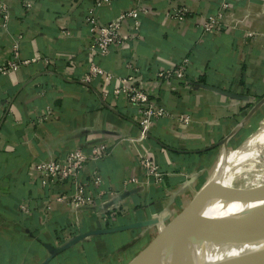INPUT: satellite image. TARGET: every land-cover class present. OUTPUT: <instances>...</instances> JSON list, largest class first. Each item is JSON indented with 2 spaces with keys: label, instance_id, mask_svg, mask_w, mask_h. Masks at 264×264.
Returning a JSON list of instances; mask_svg holds the SVG:
<instances>
[{
  "label": "crops",
  "instance_id": "crops-1",
  "mask_svg": "<svg viewBox=\"0 0 264 264\" xmlns=\"http://www.w3.org/2000/svg\"><path fill=\"white\" fill-rule=\"evenodd\" d=\"M3 2L0 64L18 66L0 72V264H126L149 242L151 227L159 232L160 221L184 204L193 180L208 175L223 140L264 96V0ZM136 4V21L122 19L119 40L93 57L87 15L108 23ZM180 7L182 19L174 15ZM212 17L218 22L207 27ZM92 64L110 79L84 82ZM178 67L181 79L157 76ZM130 76L164 110L143 138L138 107L115 92L119 78ZM98 147L106 152L83 173L102 181L85 186L89 200L77 209L67 201L72 181L43 186L30 169L75 148L91 157ZM128 224L136 226L90 235L55 255L45 248Z\"/></svg>",
  "mask_w": 264,
  "mask_h": 264
},
{
  "label": "built area",
  "instance_id": "built-area-1",
  "mask_svg": "<svg viewBox=\"0 0 264 264\" xmlns=\"http://www.w3.org/2000/svg\"><path fill=\"white\" fill-rule=\"evenodd\" d=\"M110 2V0H107ZM104 0H95L96 6H101ZM27 6H30L27 3ZM227 4L224 3L223 7ZM140 6H136L128 11H122L118 13V16L110 20L108 23H100L92 13L87 15L86 22L88 30L91 33L92 40L88 47L91 55L99 56L105 55L109 52L110 48L119 40L118 29L122 19L125 17L133 18L135 21L138 18ZM186 9L180 7L174 11L175 17L182 19L185 15ZM8 17L7 5L0 0V19H6ZM218 18L212 17L206 24L207 27H213L217 24ZM16 62H9L0 64V72H5L10 68L17 67ZM105 75L107 79H110V74L106 73L102 68L97 65H91L89 72L83 76V81H90L92 76ZM158 77L165 78H176L181 79L184 76V72L181 67L175 69H164L157 74ZM121 86L116 89L115 92H120L126 96V98L138 107V111L141 113V124H140V137L143 138L147 135L151 123L161 117L164 114L162 108H154L150 103L148 95L145 91L132 85V77L119 78ZM106 152L104 147H98L93 149V155L88 157L82 149L75 148L66 152L63 157L52 161H40L33 164L30 169L36 171L39 174V183L43 186L48 183L58 182L63 185L66 181L70 180L73 182L74 189L68 197V203L74 209H77L83 205L89 199L84 197V189L88 183L95 185L100 184L102 179L99 175L88 170L87 173H83V170L87 166L91 159L98 158L100 154ZM145 164L151 171L156 168L149 160H144ZM89 180V181H87Z\"/></svg>",
  "mask_w": 264,
  "mask_h": 264
},
{
  "label": "bare ground",
  "instance_id": "bare-ground-1",
  "mask_svg": "<svg viewBox=\"0 0 264 264\" xmlns=\"http://www.w3.org/2000/svg\"><path fill=\"white\" fill-rule=\"evenodd\" d=\"M249 125L250 124H248V126ZM248 126L245 129L247 134L244 143L239 145L238 151L229 152L228 155H226L228 157L225 156L223 164L227 166L226 169H219L215 175L216 177L210 182L209 189H211V191L220 189V196L207 199L204 208L200 209L197 213L203 212L215 216L238 213L243 203L235 202L230 205L226 204L233 200V197H231L232 190L230 189V183L234 179L242 178L243 171L258 173L255 175L258 182L256 185L248 186V188L246 187V192L255 189L257 186H264V113L261 114L260 119L253 128ZM234 171H238L239 173L235 174ZM218 178H221L220 181ZM243 193L244 192L240 195H243ZM215 198L220 199V204H223L221 207L218 205ZM245 206L250 208L249 204ZM207 235L208 234H202L200 236L203 242L197 246L191 256L186 258L170 256L176 258L173 261L169 260V258L165 260L164 263L248 264L254 260L264 258V215L253 222L245 221L231 228L218 239L220 243H217L220 245L217 247L212 248V244L215 240L212 235ZM191 243L193 242H186L176 254L188 251V245Z\"/></svg>",
  "mask_w": 264,
  "mask_h": 264
},
{
  "label": "water",
  "instance_id": "water-1",
  "mask_svg": "<svg viewBox=\"0 0 264 264\" xmlns=\"http://www.w3.org/2000/svg\"><path fill=\"white\" fill-rule=\"evenodd\" d=\"M262 105H264V96L257 101L237 127L223 140L224 147H226L227 141L244 127L249 117ZM209 190L211 191V189ZM233 200L245 205L249 204L250 208L224 216H215L203 212L192 213L172 227L159 230L153 242L151 241L137 252L126 264H162L169 256L178 252L186 242H200L202 234H210L216 241L237 224L245 221L253 222L264 215V186L256 187L247 192L245 190L243 195H237ZM134 226L136 225L128 224L107 229H94L77 235L71 241L59 247L45 244V248L51 255H55L90 235L113 233ZM248 264H264V258L254 260Z\"/></svg>",
  "mask_w": 264,
  "mask_h": 264
},
{
  "label": "rangeland",
  "instance_id": "rangeland-1",
  "mask_svg": "<svg viewBox=\"0 0 264 264\" xmlns=\"http://www.w3.org/2000/svg\"><path fill=\"white\" fill-rule=\"evenodd\" d=\"M262 113H264V106L261 108V113L259 112V114L256 115L257 117L255 116V118L253 120V123H250L249 126L251 128H253V126H255L257 124V122L260 119ZM247 126H248V124L243 128V130H241L240 134L237 135L233 139L232 144H230L229 146H226L225 147L224 151L220 155L221 157L222 156L225 157L226 155H228L229 152L238 151L239 145L240 144H243L244 141H245L246 134H247L246 131H245V129H246ZM221 157H219V159H217V161H215V163L213 164V166L211 167V169H209L208 175H205L204 177L202 176V178L199 177L198 179H194L193 180L191 190L189 192V195L186 197V199L184 201V204L183 203H180V204H178V207H173L172 208L173 210L170 211V213L168 214V217H166V219H163V220L160 221L161 222L160 224H162V226L160 227V230H162L164 228L167 229L169 227H172L174 224L179 223L185 217L190 216L192 213H195V212L197 213L200 209H203L204 208V206L207 203V199H212V198H214L216 196H220V194H221L220 193L221 192L220 189L219 190L210 191L207 188H209V186L211 184L210 182H212V179H214L216 177L215 176L216 173L213 174L212 176H210V174L212 173L211 171L212 170H215L217 172L218 169H221V168L226 169V167H227L226 165L224 166V164L221 163ZM226 157H228V156H226ZM238 171H239V169H238ZM238 171L237 172L234 171V173L235 174H238L239 173ZM242 174H243V177L242 178L234 179L230 183V189L232 190L231 197H233V198L235 196H237V195H240L242 192H244V190H247L248 186L256 185V183L258 182L256 180V178H255V175L258 174L257 172H253V171H250V172L243 171ZM207 177H209L208 178L209 179V182H208V185L206 186L207 188L205 186H202L201 188L200 187L198 188V186H199L198 183H200L202 180H204V182H207ZM221 178H218V180L220 181ZM242 188H244V189H242ZM215 200L217 201V203H218V205L220 207L223 205V204H220V199L219 198H215ZM235 202L236 201L231 200L226 205L234 204ZM237 203H240V202H237ZM241 205L242 206H241L239 212L240 211H243L245 209H248V207H246L245 204H241ZM153 227H151V229H150V230H153V231L151 232V235L148 238L149 239V242L146 243L145 245L142 244V248H144L151 241L153 242L154 238L158 235L157 228L155 229ZM205 238H204V240H205ZM148 239L146 238V241H148ZM201 242H203V239L200 240V242H193V243L189 244L188 245L189 250L188 251H185L183 253L182 252L178 253V255H180L178 258H182V257L186 258L188 256H191L193 254L194 250L197 248V246ZM217 242H219V241L216 240V241L213 242L212 248L217 247L218 245H220L219 244L220 242L219 243H217ZM215 253H217V252H215ZM172 256H175V254H172ZM175 258L176 257H170L169 256L167 259L173 261ZM128 259H126V260H128ZM164 264H166V263H164Z\"/></svg>",
  "mask_w": 264,
  "mask_h": 264
}]
</instances>
